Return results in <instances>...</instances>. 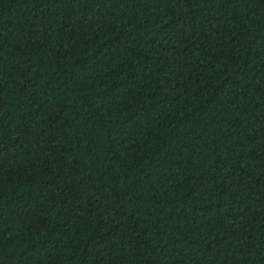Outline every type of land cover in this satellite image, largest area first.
I'll list each match as a JSON object with an SVG mask.
<instances>
[{
  "label": "trees",
  "instance_id": "obj_1",
  "mask_svg": "<svg viewBox=\"0 0 264 264\" xmlns=\"http://www.w3.org/2000/svg\"><path fill=\"white\" fill-rule=\"evenodd\" d=\"M0 264H264V0H0Z\"/></svg>",
  "mask_w": 264,
  "mask_h": 264
}]
</instances>
